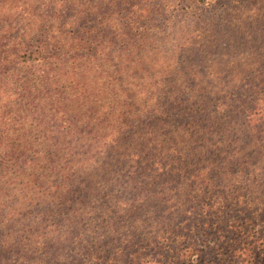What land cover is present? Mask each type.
<instances>
[{
    "label": "rangeland",
    "instance_id": "1",
    "mask_svg": "<svg viewBox=\"0 0 264 264\" xmlns=\"http://www.w3.org/2000/svg\"><path fill=\"white\" fill-rule=\"evenodd\" d=\"M21 12L28 26L46 20L69 42L72 54L51 61L48 84L63 99L58 123L76 116L78 134L57 135L61 154L42 169L46 189L0 191L45 197L34 216L0 228V264H80L87 253L95 264H127L194 244L202 264L215 252L228 259L245 223L264 227V0H0V28L10 27L0 55L21 37ZM129 12L139 32L113 48H97L95 35L65 38L103 16L122 25ZM84 46L96 50L99 69L71 62ZM33 65H46L43 56ZM19 234L34 241L12 243ZM178 253L167 259L177 264Z\"/></svg>",
    "mask_w": 264,
    "mask_h": 264
},
{
    "label": "trees",
    "instance_id": "2",
    "mask_svg": "<svg viewBox=\"0 0 264 264\" xmlns=\"http://www.w3.org/2000/svg\"><path fill=\"white\" fill-rule=\"evenodd\" d=\"M108 5L111 7V4ZM21 13L17 16L18 24L15 27L22 32L20 41L14 39L15 41L9 45V49L0 55V191L11 189L12 186L13 191L17 189L20 194L24 195L27 187L38 190L43 187L46 171L44 172L42 169L45 166H52L53 159L61 154L62 145L60 144V138L57 137L60 131L65 132V129H68L70 132L65 133L68 137L73 138L77 136L78 128L76 116H70L63 124L58 123L57 116L60 112H66L60 111L59 107L63 99H61L60 93L57 97L53 94L58 87L53 89V85L48 84L49 80L56 75L57 69L51 61H61L63 60L62 56L72 54L70 51L66 53L63 50L69 42L61 43L58 38L59 34H52L46 20H40L35 25L28 26L26 21H28L29 12ZM53 13L54 18L58 16L57 11H53ZM118 14L121 15V13ZM48 18L51 17L48 16ZM61 20V26H59V29L57 28L59 32L63 29L66 30L65 25H67L66 20ZM121 22L122 25L106 24L105 16L97 25L94 21L88 20L82 26L69 27L65 33V38L72 39L80 33L90 37L95 35V38H101L100 43L95 44L97 48L105 44H107V48H113L117 38L124 37L131 40V33L133 31L139 32L135 29L136 23L134 18L130 17V12L123 16ZM6 27L9 26L6 25L0 28V39H2V32H10V27L8 31H6ZM109 27L115 29L113 33L115 37L113 38L107 32ZM78 41L83 40L79 38ZM88 42H91V40ZM72 49L76 50L77 48L75 46ZM95 51L84 46L77 54L72 56L71 62L73 64L80 62L81 65L87 64L89 66L93 64L99 69L98 60L95 61L94 58ZM3 54H5V57H3ZM41 55L46 65L34 66L33 63H36ZM105 56L107 58L108 55ZM6 58L13 59L10 65H7ZM28 65H31V67ZM77 65L75 66L77 67ZM39 71L46 78V83L42 84L40 89H37L33 77ZM16 84L19 85L14 87ZM36 94L38 95L36 96ZM24 100L25 103H23ZM46 117L50 118L46 119ZM32 132H35V134L31 135ZM69 151L68 161H76V148L72 147ZM72 170L74 169L72 168ZM75 176H72L70 180L74 179ZM12 179L21 184V187L17 188L13 185L11 183ZM64 188L70 191L72 189L69 186ZM37 194H40V192ZM37 194L33 199L27 195H25V198L19 199L15 192L10 196L0 194V228L4 223H13V221L20 219L27 220L34 216L45 199L44 195L37 198ZM229 199L227 197V202ZM231 209V204H229L227 210ZM261 226L263 225H257L254 221L245 223L242 226V228L245 227V230H242V228L237 229V233L229 240H236V244L228 259L221 258L220 253L215 252L213 258L208 261L204 259L202 264H264V227L261 228ZM16 237L18 240L12 239V243L17 241L32 243L34 241V236L30 234L26 237L19 234ZM3 238L4 236L0 235V243ZM173 239L178 240V238ZM221 240L222 238H220ZM163 242H166V240ZM168 247L169 245L163 247L167 249L166 254L155 255L149 259L143 257L136 259L133 257L127 264H176L167 258H170V255H173L174 252L178 253V249ZM194 248L195 244L189 246L183 253H178V258L173 257L177 259V264H194ZM146 250L149 251L150 247ZM79 261L80 264H95L90 253L80 255ZM197 262L199 263V261Z\"/></svg>",
    "mask_w": 264,
    "mask_h": 264
}]
</instances>
